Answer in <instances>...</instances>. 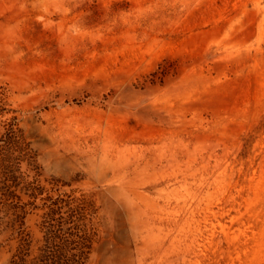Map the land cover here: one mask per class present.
<instances>
[{
  "label": "rangeland",
  "instance_id": "rangeland-1",
  "mask_svg": "<svg viewBox=\"0 0 264 264\" xmlns=\"http://www.w3.org/2000/svg\"><path fill=\"white\" fill-rule=\"evenodd\" d=\"M9 124L43 195L0 264L52 199L92 204L87 264H264V0H0Z\"/></svg>",
  "mask_w": 264,
  "mask_h": 264
},
{
  "label": "trees",
  "instance_id": "trees-1",
  "mask_svg": "<svg viewBox=\"0 0 264 264\" xmlns=\"http://www.w3.org/2000/svg\"><path fill=\"white\" fill-rule=\"evenodd\" d=\"M34 161L27 143L9 124L0 136V210L11 218L6 229L14 232L22 228L27 206L43 195L35 179L31 180L22 170L26 164L30 171H35ZM67 205L61 199L51 200L42 216L43 240L37 255L31 256L30 241L20 233L10 264H87L94 240L87 218L88 212L93 213L92 204L83 200L75 205L70 203L65 215Z\"/></svg>",
  "mask_w": 264,
  "mask_h": 264
}]
</instances>
